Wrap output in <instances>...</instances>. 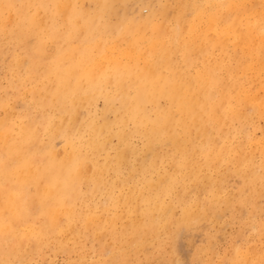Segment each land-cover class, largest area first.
<instances>
[{
	"label": "bare ground",
	"instance_id": "1",
	"mask_svg": "<svg viewBox=\"0 0 264 264\" xmlns=\"http://www.w3.org/2000/svg\"><path fill=\"white\" fill-rule=\"evenodd\" d=\"M139 1L0 0V56L23 107L0 95V264L81 225L119 243L107 264H127L207 217L198 192L220 199L224 167L244 181L239 202L259 194L264 0H158L147 13Z\"/></svg>",
	"mask_w": 264,
	"mask_h": 264
},
{
	"label": "rangeland",
	"instance_id": "2",
	"mask_svg": "<svg viewBox=\"0 0 264 264\" xmlns=\"http://www.w3.org/2000/svg\"><path fill=\"white\" fill-rule=\"evenodd\" d=\"M157 1L143 0L141 9L147 13L150 9L149 2L157 4ZM56 51L55 43L51 42L49 52L53 55ZM10 61L8 53L0 56V95L10 96L11 106H15L14 113L18 114L23 107L17 99V92L8 86ZM102 109L103 102L99 101L98 114ZM83 111L81 116L87 117V110ZM3 115L4 111L0 109V117ZM255 124L259 129L256 136L260 138L264 130V120H255ZM113 142L116 146L117 141ZM55 143L57 149L61 150V140H56ZM133 144L141 148L142 140L135 138ZM256 161L263 180L257 182L259 194L248 195L252 197L251 201L247 198V202H239L238 193L244 181L236 173L228 172L226 167L222 168L220 173L215 174L216 179L223 178L220 182L224 187L222 197L210 202V198L203 190L198 192L202 202L209 201L208 216L189 228L180 229L172 226L167 234H163L157 240L149 241L136 253L131 254L127 264H264V169L259 166L261 163L259 152H257ZM128 172L129 170L126 169L125 173ZM189 198L191 195H188L186 199L189 200ZM97 213L100 214V210ZM174 213L178 218L181 209L177 208ZM40 222H42L41 217L36 219V224ZM124 224L126 221L119 223L118 228L122 229ZM65 234V236H59L60 238L55 236L49 240L43 239L44 241L35 243L37 245L27 244L21 254L22 261L19 263L18 259H12L11 264H107L110 248L117 249L119 244L113 243L108 236L104 238L101 234L93 235L82 225L78 238ZM10 246L14 247L11 242L8 248Z\"/></svg>",
	"mask_w": 264,
	"mask_h": 264
}]
</instances>
